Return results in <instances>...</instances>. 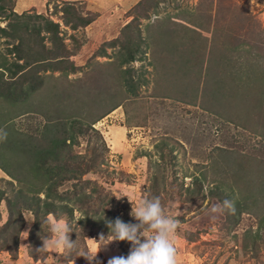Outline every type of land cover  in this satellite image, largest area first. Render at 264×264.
<instances>
[{"label":"rangeland","instance_id":"obj_1","mask_svg":"<svg viewBox=\"0 0 264 264\" xmlns=\"http://www.w3.org/2000/svg\"><path fill=\"white\" fill-rule=\"evenodd\" d=\"M68 2L93 21L76 29L66 25L61 8ZM148 2L0 0L6 5L0 13V26L26 36L25 48L31 45L32 52L43 50L34 40L47 37L46 31H37L29 40L28 34L36 31H30L32 27H42L44 18H49L60 23V34L80 66L69 71L68 76L60 70L39 72L43 78L40 92L31 93L18 103L0 95V128L8 138L14 136L20 144L27 133L39 136V145L47 146L50 141L43 139L38 130L45 120L42 115L60 114L61 119H66L86 113L94 120L97 111L120 104L95 121L100 136L96 132L85 134L78 144L70 146L71 153L85 156L83 162L78 164V158L72 164L85 173L59 189H76L68 202L75 209V218L83 217L78 223L71 220L70 237L76 240L77 251L70 256L62 248L39 252L43 246L41 236L49 237L47 226L43 231L40 221L35 229L34 213L23 209L24 218L34 221L30 224L25 218L18 247L4 249L0 236V264H89L77 256L98 250L100 234L108 235L106 210H113V221L119 217L125 223L135 222L128 197L117 200L114 196L122 191L137 203L159 197L165 213L180 220L174 234L177 264H264V203L257 207V200V204L248 205L252 210L246 211V201L241 197L246 180L264 176V128L252 123L254 114L244 117L241 108L244 102L248 111L252 109L249 102H254L257 93L263 95L264 102V0H159L156 7L146 9ZM11 12L24 15L22 19L15 14L11 17ZM37 14H41L40 18ZM134 16L137 21H132L131 28L125 27ZM25 21L29 23L28 30ZM16 22L19 26L15 28L11 24ZM136 27L148 47L143 44L145 53L123 66L138 83L134 94L120 86V74L106 79V73L116 65L112 61L117 60L119 45L105 46L108 56L97 53L107 41ZM108 36L112 39L106 41ZM18 42V38L0 33V52L8 60V65L0 68L1 79H9L10 65L18 60L11 51ZM44 42L48 49L55 47L49 38ZM81 80L85 84H78ZM28 84L25 81L26 87ZM100 91L101 95H96ZM103 103L107 105L102 106ZM255 110L258 115V107ZM55 128L47 126L50 133ZM20 187L0 167V190L6 191V198L14 199V192ZM83 192L94 197L95 206L100 204L97 213L92 210L86 215L79 210L77 202L86 208L84 201H77ZM224 195L231 197L234 204L238 199L242 202V207L235 206L234 217L227 211L215 216L210 212L213 205L222 203ZM101 199L108 201L104 207ZM49 215L68 223L64 215L61 219ZM87 216L90 222L84 229ZM9 218L8 201L3 199L0 228ZM100 228L102 232L98 231ZM130 247L127 241H114L99 251L98 259L108 264L113 256H127Z\"/></svg>","mask_w":264,"mask_h":264},{"label":"trees","instance_id":"obj_2","mask_svg":"<svg viewBox=\"0 0 264 264\" xmlns=\"http://www.w3.org/2000/svg\"><path fill=\"white\" fill-rule=\"evenodd\" d=\"M146 9L156 7L158 5L159 0H148ZM143 2L140 1V5ZM5 3H0V13L2 10H5ZM63 10V21L66 25H71L72 28L76 29L79 26H86L90 24L93 20L87 19L78 13L77 8L73 3H69L66 6L61 8ZM15 14L16 18L23 17V14H19L16 12H11ZM41 14H37V17L40 18ZM1 16V15H0ZM137 16L133 17V20L126 23L125 27L131 28L132 21H137ZM46 19V23L41 26H36L38 28H31L30 31H35L28 34L29 38L35 37V34L39 30H45L48 34L47 37L43 36L40 40H34V43L37 44L39 42L38 47H41L43 50H35L32 52L31 45L28 48H25L27 45L26 36L23 34H15L13 30H8L6 27L0 26V33L6 34L12 38H18L19 42L12 46L11 51L15 52L18 60L13 61L10 67L12 68L10 71L9 79H1L0 78V95L4 96L6 100H11L14 103H18L23 100L25 97L29 95L40 92L38 87L43 84V78L39 75L41 71H62L64 75L68 76V72H73L79 69V65L74 62V54L67 48V44L64 41V37L60 34L61 28L60 23L55 22L52 19ZM22 24V23H21ZM13 27L19 26L18 23L11 24ZM33 25V24H32ZM25 28L28 30L29 23L24 22ZM35 26V25H33ZM22 27V25H21ZM137 29V30H136ZM136 27L134 30H126L125 34L120 35V37H116L113 40L107 41L104 46L101 48V52L98 55L108 56L107 47H113L119 45V53L117 55V60L112 61L116 65H113L112 70L106 73V79H110L112 74H120L122 80H120V86L125 87L128 91L137 94V86L138 83L132 78V74L130 70L123 69V66L126 64H130L133 61L138 60L139 54H144L148 44L145 43L146 39L141 35V30ZM18 32V30H15ZM137 33V35H136ZM151 39L153 35L150 34ZM231 39L236 40L234 36L230 35ZM49 38L51 41L55 43V47L48 49L45 46V39ZM75 39L74 36H72ZM143 44H146V48H143ZM21 59H26V62H19ZM30 63V64H28ZM68 63V64H67ZM8 65V60L6 56H2L0 52V68H5ZM31 67V68H30ZM114 72V73H113ZM16 77V78H13ZM121 79V78H120ZM262 82L264 78H262ZM29 81L28 86L24 85L25 81ZM78 84H85L83 80L79 81ZM117 86V84H116ZM112 87V85H111ZM111 90V89H110ZM123 90V89H122ZM103 91L97 92L96 95H101ZM38 95V94H37ZM41 95V94H39ZM226 95V94H225ZM256 96V97H255ZM253 98L254 102L250 100L249 104H252V109L248 111L247 103L241 104V108L244 109V117L247 114H254L256 119H252V123H256L257 125L262 126L264 128V102L263 95L257 93ZM35 98V97H34ZM127 98L128 97H124ZM85 100L84 98H82ZM94 99L95 98H90ZM242 102H239V104ZM238 104V102L236 103ZM245 104V105H244ZM102 105V104H101ZM107 105L103 103L102 106ZM120 104H111L110 109H105L103 112H96V118L94 120H90L89 117L91 115L82 114L75 115L71 118L67 117L66 119H61L60 114L58 115H49L44 117V122L39 124L38 130L42 133L43 139L46 138V141L49 142L47 146H43L44 143L39 145V139L35 135L24 134V137L21 139L20 144L16 143V137L8 138L0 142V150H4V152H0V167L14 180H17L21 187L14 192L15 198H6L7 193L5 190H0V203L3 199L8 201V208L10 218L7 220L5 224H3L0 228V236H1V247L4 249L10 250V248L18 247L19 245V237L25 225V218L23 216V209L31 210L35 215V229L40 225V219L46 218L49 214H54L56 217L61 219V217H66L68 219V223H71V220L74 217V207L71 206L70 202H68L72 195L75 194L76 189L70 192V190H65L60 192V186L65 182L76 178L77 175L84 174V170H78L76 166L72 164L80 158V162L84 161L83 154L71 153L70 146H74V144H78V139L80 136L89 134L92 132L99 133V130L95 128V121H98L102 118V116L113 111ZM251 108V106L249 105ZM259 109V114L257 115L256 108ZM34 110V109H33ZM32 110V111H33ZM77 112V111H76ZM102 115V116H100ZM259 116V117H258ZM254 123V124H255ZM53 125L56 128L52 133L49 132L47 126ZM1 129V128H0ZM4 130V129H3ZM15 130H13L14 132ZM38 131V132H39ZM11 131V133H13ZM16 133V132H15ZM39 135V134H38ZM8 136V135H7ZM98 136H100L98 134ZM11 137V136H10ZM42 139V140H43ZM7 151V152H6ZM18 151V152H17ZM21 159H16L18 156ZM86 170H89L87 168ZM90 171V170H89ZM77 173V174H76ZM11 184L14 185V182L11 180H7ZM237 183V181L235 182ZM76 186V184H75ZM83 187V186H82ZM256 190L251 192V190ZM246 192H245V191ZM244 190H242V198L246 201V206L244 209L246 211L252 210L249 206L257 204V207H260L264 203V176L261 175L259 178H253L252 181H247L244 186ZM45 194V197L42 198L41 194ZM245 194V195H244ZM254 200H250L253 199ZM225 198L230 199L231 197L224 195L222 200ZM79 199V200H78ZM249 199V200H248ZM256 199V200H255ZM94 197L86 192L81 194V198H77V201H81L85 203V210L83 207L77 202V206L80 211L84 212L86 215L90 213L92 210L97 213L98 207L94 205L95 201ZM101 199L102 206L104 207L108 201H103ZM248 201V202H247ZM88 202V203H87ZM112 207H116L115 202L110 201ZM260 203H262L260 205ZM249 205V206H248ZM236 208L242 207V202L238 199L235 203ZM243 209V208H242ZM105 216L106 220H113V210L107 211ZM235 214H232L234 217ZM103 216H99L102 218ZM231 217V218H232ZM83 224L84 229L89 226V218L88 216L85 219ZM98 226V224H95ZM102 232V228L98 230ZM106 232V231H105ZM32 237L34 234L32 233ZM3 249V248H1ZM34 258L36 256L32 255Z\"/></svg>","mask_w":264,"mask_h":264},{"label":"clouds","instance_id":"obj_3","mask_svg":"<svg viewBox=\"0 0 264 264\" xmlns=\"http://www.w3.org/2000/svg\"><path fill=\"white\" fill-rule=\"evenodd\" d=\"M7 139V132L0 129V142ZM117 200L128 197L131 203L130 215L135 222L125 223L121 218L117 217L113 220H106L109 233L105 236L100 234V247L98 250L80 253L77 257H84L89 264H102L98 259V253L114 241H127L130 243V251L127 256H113L109 258L108 264H177V248L174 244V234L176 233L180 220L177 217L168 216L161 204L159 197L152 199H142L138 203L134 202L131 195L126 192L114 194ZM227 211L229 214H235V204L232 200L225 198L221 204H215L210 209L212 214H223ZM28 220V218L25 216ZM80 219H83L80 218ZM80 219L73 217L74 223H78ZM29 221V220H28ZM34 221V220H33ZM29 223L31 224V222ZM42 222L43 231L45 225L49 237L41 236L43 246L38 249L47 251L50 249H64L69 256L77 251L76 240L73 241L70 233L73 231L71 223L58 222L51 215ZM152 232V235L148 233ZM55 237V239H52ZM22 239H25L21 237Z\"/></svg>","mask_w":264,"mask_h":264},{"label":"crops","instance_id":"obj_4","mask_svg":"<svg viewBox=\"0 0 264 264\" xmlns=\"http://www.w3.org/2000/svg\"><path fill=\"white\" fill-rule=\"evenodd\" d=\"M113 31L116 32L117 30H113ZM108 33H110V32H108ZM109 39H112V38H111L110 36H108V37L106 38V41L109 40Z\"/></svg>","mask_w":264,"mask_h":264}]
</instances>
